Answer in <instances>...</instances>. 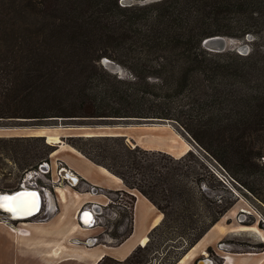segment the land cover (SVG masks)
Returning <instances> with one entry per match:
<instances>
[{"label":"trees","instance_id":"obj_1","mask_svg":"<svg viewBox=\"0 0 264 264\" xmlns=\"http://www.w3.org/2000/svg\"><path fill=\"white\" fill-rule=\"evenodd\" d=\"M120 2L0 0V120H168L233 174L264 166V0ZM214 35H251L250 50L210 51Z\"/></svg>","mask_w":264,"mask_h":264},{"label":"rangeland","instance_id":"obj_2","mask_svg":"<svg viewBox=\"0 0 264 264\" xmlns=\"http://www.w3.org/2000/svg\"><path fill=\"white\" fill-rule=\"evenodd\" d=\"M149 1L151 0H121L120 3L130 5ZM223 37L227 41L225 50L238 52L241 46L250 50L251 35L243 39ZM100 64L120 77L130 76L123 66L106 56L100 59ZM97 126H117L106 130L114 132L107 134H127L131 131L129 137L134 138L136 144L132 139L128 140L122 136L86 137L87 134L82 133L86 131L80 130V128ZM41 127L79 129L80 132L77 130L62 134L61 142L79 153L81 151L78 148H81L87 155L99 161L98 166L105 167L108 171L107 167L112 172L117 169L123 173L124 178L109 171L117 178H121L119 183L100 174L116 184H121L122 180L127 189H130L129 192L109 191L107 194L111 200L107 205L94 208L86 205L82 212L83 215L89 209L93 211L92 223L83 222L86 226L94 224L97 227L98 234L93 236L96 242L117 243L130 232L135 197H150L155 207L163 214V216L161 214L162 222L158 223L148 237L144 236L139 242V245L143 246L150 239L149 245L139 256V262L137 256L130 261H119L107 256L99 264H169L197 242L200 246L196 251L198 255L191 261L194 264H198V260L204 257L211 259L214 264H219L225 252L262 249L264 243L260 241H262L261 237L264 238V166H260L254 172L244 171L233 174L224 169L179 125L168 120H100L90 117L43 121L0 120V191H13L20 188L21 183L28 186L30 182L36 180L44 189H38L41 195V208L34 220H41L56 212L52 184L69 190L68 203L61 202L56 195L61 204L60 213L65 209L68 213L70 206L74 216L85 204L73 207L72 194L79 192L76 189L87 188L86 183L79 178L76 182H72L70 175L74 173L69 171L63 170L61 173L65 178L58 179L56 165L58 168H64L66 165L56 157L60 152L52 153L56 150V145L61 142H52L43 136H10L27 135L30 130ZM5 128L20 130L8 131L4 130ZM98 131L104 132V130ZM188 149L190 150L185 158L179 159ZM65 152L68 150L61 151V155ZM49 158L51 162L48 164L50 169L47 173L39 172L27 178L26 174L29 171H39V164L50 161ZM23 178L25 180L22 182ZM84 195L85 199H94L89 193ZM137 204V212L141 214L139 201ZM214 217H218L213 224L216 228L210 226ZM0 221L2 227L13 229L10 225L12 221L4 219L1 213ZM12 224L14 226L16 223L12 222ZM17 227L23 226L18 223ZM202 251L205 253L201 254Z\"/></svg>","mask_w":264,"mask_h":264},{"label":"crops","instance_id":"obj_3","mask_svg":"<svg viewBox=\"0 0 264 264\" xmlns=\"http://www.w3.org/2000/svg\"><path fill=\"white\" fill-rule=\"evenodd\" d=\"M4 130L15 131L20 129L5 128ZM130 134H132L131 131L127 134L123 133L122 136L135 142L134 138L129 137ZM10 136L36 135L16 134ZM62 142L56 145V150L52 154L60 152L56 157L61 159L76 178L86 183L87 188H73L83 194L79 192L72 194L73 207L80 206L83 203L85 204L83 209L79 210L76 216L72 214L73 209L70 206L68 213L65 211L67 209L60 213L61 204L56 193L54 194L55 185L53 184L52 193L56 204V212L41 220L27 219L25 223L20 224L23 226L20 228L17 227V222L15 224L17 226L10 224L13 227L12 230L0 225V264H96L107 256L123 261L139 245L142 238L144 236L148 237L150 231L158 225H155V220L159 218L160 214L157 212L160 210L145 196L135 197L130 232L117 243L96 242L93 236L98 234L97 227L94 224L91 226L84 225L82 219V212L85 206L90 205L93 208L105 206L111 200L107 194L109 191L121 190L129 192L128 190L130 189H127L122 180L121 184L115 183H119L121 178H117L105 167L98 166L99 164ZM65 150L72 154L65 152L61 155V151ZM49 159L51 162V158ZM65 190L66 199H59L63 203H68L69 190L66 187ZM87 193L94 196V199H85L86 196L84 194ZM74 194H79L80 198L75 199ZM138 201L141 214L137 212ZM87 211L90 212L91 217H94L92 210L89 209ZM73 227L76 229L73 230ZM213 227L216 228V225H213ZM90 239L91 241L89 242ZM261 240L260 242L263 244L264 238L261 237ZM60 246H63V248H60ZM199 246L200 244L197 242L189 247L175 264H194L191 261L198 255L196 251ZM222 258L223 260L219 264H264V245L260 251L225 252ZM209 260L211 264H214L211 259Z\"/></svg>","mask_w":264,"mask_h":264},{"label":"bare ground","instance_id":"obj_4","mask_svg":"<svg viewBox=\"0 0 264 264\" xmlns=\"http://www.w3.org/2000/svg\"><path fill=\"white\" fill-rule=\"evenodd\" d=\"M112 127H117V126H108V127H85V128H80V130H85L86 132H82V133H86V136H94V135H114V134H107V133H114V132H107L106 130L109 129H113ZM122 127V126H121ZM120 129V128H118ZM123 129V128H121ZM127 129V128H124ZM79 129L76 128H62V127H41L39 129H35V130H30V133L33 134H27V135H36V136H44L47 137V140L52 141V142H61L60 140V135L61 134H65L66 132H71V131H77ZM80 130L78 132H80ZM98 130H104V132H100ZM124 131V130H123ZM98 133V134H96ZM100 133H104V134H100ZM72 134V133H69ZM123 133H119V134H115V135H121L122 136ZM46 165V164H45ZM46 167V166H45ZM70 173V172H69ZM71 177V181L72 182H76L77 178L74 175H70ZM78 183V181H77ZM28 188H31L30 186H26L25 184H22V186L18 189H15L13 191H6V192H1L0 191V204H3V197L7 196V197H16L18 194H22L19 195L18 199L22 200V201H31L33 199H35L37 201V206L34 208H30L27 205L20 207L17 211H8L7 209L0 207V209L2 211H5L6 216H11L13 219H9L10 221H15L16 219H20L18 221L19 224L21 223H25L26 219H30L33 218L35 215H37L40 211L41 208V196L38 192L36 191H28ZM65 187L62 186H56L54 187V191L56 192V194L58 195V197L62 200L66 199V191L64 189ZM35 193V197L29 195ZM75 199H79L80 196L79 194H75L74 195ZM11 203V202H10ZM92 213V212H91ZM92 218L91 214L89 211L85 212L82 215V219L86 224H91L92 223ZM161 219V214L159 216V218H157V220H155V225H157L160 222ZM76 228L73 227V230H75ZM91 240V239H90ZM60 248H63V246H60ZM205 251H202L201 254H204ZM199 264H211V261L209 259L206 258H202L201 262Z\"/></svg>","mask_w":264,"mask_h":264},{"label":"water","instance_id":"obj_5","mask_svg":"<svg viewBox=\"0 0 264 264\" xmlns=\"http://www.w3.org/2000/svg\"><path fill=\"white\" fill-rule=\"evenodd\" d=\"M151 1H157V0H151ZM202 43L208 50L215 51V52L224 51L226 49V45H227V41H226L225 37L220 36V35H214V36L206 37ZM248 51L249 50L245 46H241L238 49V53H240V54H247ZM32 128H36V127H32ZM94 136H96V135H94ZM28 191H36L40 194L39 190L35 189V188H28ZM0 213L4 219H8V218L13 219L11 216H6V214H5L6 212L2 211L1 209H0ZM19 220L20 219H16L15 221H19ZM200 262H201V259H199L197 263L199 264Z\"/></svg>","mask_w":264,"mask_h":264},{"label":"snow or ice","instance_id":"obj_6","mask_svg":"<svg viewBox=\"0 0 264 264\" xmlns=\"http://www.w3.org/2000/svg\"><path fill=\"white\" fill-rule=\"evenodd\" d=\"M19 195L22 194H18L16 197H3V204H0V207H3L5 209H7L8 211H17L20 207L27 205L30 208H34L37 206V201L35 199L31 200V201H22L19 200L18 197ZM33 197H35V193L29 194ZM11 202V203H10Z\"/></svg>","mask_w":264,"mask_h":264},{"label":"built area","instance_id":"obj_7","mask_svg":"<svg viewBox=\"0 0 264 264\" xmlns=\"http://www.w3.org/2000/svg\"><path fill=\"white\" fill-rule=\"evenodd\" d=\"M61 162V161H60ZM50 163V161H46V162H42L41 164H39V166H38V170L39 171H37V170H35V171H33V172H28L27 174H26V176H28L27 178H29V177H32V176H34V175H37L39 172H41V173H47L48 171H49V164ZM45 164H47V166L45 167ZM56 168H57V172H58V179H59V177L60 178H65V176L64 175H62V171L63 170H65V171H69L70 173H72L73 174V172L68 168V167H59L58 168V166L56 165ZM25 180V178H23V180H22V182ZM51 181H52V177H51ZM52 183H53V181H52ZM22 184L23 183H21V186H22ZM53 185V184H52ZM28 186H30L31 188H35V189H41V190H43L44 189V187H41V186H39V184H38V182L36 181V180H34V181H32V182H30L29 183V185Z\"/></svg>","mask_w":264,"mask_h":264},{"label":"flooded vegetation","instance_id":"obj_8","mask_svg":"<svg viewBox=\"0 0 264 264\" xmlns=\"http://www.w3.org/2000/svg\"><path fill=\"white\" fill-rule=\"evenodd\" d=\"M81 210H82V209H81ZM35 216H36V215H35ZM35 216L33 217V219H35ZM45 218H46V217H45ZM26 220H27V219H26ZM12 222H15V223L17 222V223H18V221H12ZM12 222H11V224H12ZM17 223H16V224H17Z\"/></svg>","mask_w":264,"mask_h":264}]
</instances>
